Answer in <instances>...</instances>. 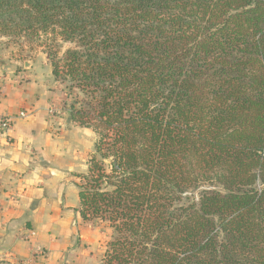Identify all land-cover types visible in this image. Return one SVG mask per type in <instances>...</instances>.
I'll return each mask as SVG.
<instances>
[{
    "label": "trees",
    "instance_id": "obj_1",
    "mask_svg": "<svg viewBox=\"0 0 264 264\" xmlns=\"http://www.w3.org/2000/svg\"><path fill=\"white\" fill-rule=\"evenodd\" d=\"M0 38L40 42L95 134L99 264H264V0H0Z\"/></svg>",
    "mask_w": 264,
    "mask_h": 264
},
{
    "label": "crops",
    "instance_id": "obj_2",
    "mask_svg": "<svg viewBox=\"0 0 264 264\" xmlns=\"http://www.w3.org/2000/svg\"><path fill=\"white\" fill-rule=\"evenodd\" d=\"M6 64L0 57V116L26 115L0 132L1 185L15 196L14 201L3 197L0 211V237L8 249L0 260L9 264L29 257L18 240L23 229L35 231L34 244L45 248L69 241L72 225L84 230L76 211L78 179L72 174L87 171L96 137L70 121L68 98L44 61L24 60L14 70Z\"/></svg>",
    "mask_w": 264,
    "mask_h": 264
},
{
    "label": "rangeland",
    "instance_id": "obj_3",
    "mask_svg": "<svg viewBox=\"0 0 264 264\" xmlns=\"http://www.w3.org/2000/svg\"><path fill=\"white\" fill-rule=\"evenodd\" d=\"M42 41L45 40L43 39ZM39 43L40 42H30L24 38L19 40L0 38V57L5 59L7 67H10V63H12L10 67L12 70L15 68L21 69L24 60L37 63V65H41L44 61L50 68L46 55L42 51L43 47H38V45H40ZM68 47H71V45L64 44L59 47V50L62 52ZM37 68H39V66H37ZM57 84V86L63 90V86L59 83ZM51 111L54 112L55 110ZM4 187L1 185L0 180V211L3 197H5L4 201H14L15 197ZM81 224L84 226V230L81 229L83 232L80 230L78 231L76 225L70 226V228H73L71 239L67 242L56 241L57 246L53 248H45L34 244L33 239L36 236L35 231L23 229L18 235V240L25 243L29 257L24 259L17 258L14 263L9 261V264H99L106 242L109 240L111 230L104 223ZM2 240V237H0V257L2 252L4 253L8 250L5 249L4 241ZM3 261V259L0 260V264H5Z\"/></svg>",
    "mask_w": 264,
    "mask_h": 264
},
{
    "label": "built area",
    "instance_id": "obj_4",
    "mask_svg": "<svg viewBox=\"0 0 264 264\" xmlns=\"http://www.w3.org/2000/svg\"><path fill=\"white\" fill-rule=\"evenodd\" d=\"M25 116L26 115L24 112H20L16 115L0 116V132L1 133L8 132L14 125V122L16 121V119L24 118Z\"/></svg>",
    "mask_w": 264,
    "mask_h": 264
}]
</instances>
